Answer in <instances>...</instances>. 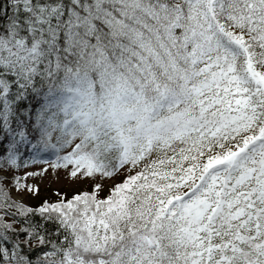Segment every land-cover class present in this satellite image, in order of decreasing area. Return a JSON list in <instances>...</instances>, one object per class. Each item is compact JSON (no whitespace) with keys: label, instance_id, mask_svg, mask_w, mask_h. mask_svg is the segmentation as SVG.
I'll use <instances>...</instances> for the list:
<instances>
[{"label":"snow or ice","instance_id":"snow-or-ice-1","mask_svg":"<svg viewBox=\"0 0 264 264\" xmlns=\"http://www.w3.org/2000/svg\"><path fill=\"white\" fill-rule=\"evenodd\" d=\"M0 264H264V0H0Z\"/></svg>","mask_w":264,"mask_h":264},{"label":"rangeland","instance_id":"rangeland-1","mask_svg":"<svg viewBox=\"0 0 264 264\" xmlns=\"http://www.w3.org/2000/svg\"><path fill=\"white\" fill-rule=\"evenodd\" d=\"M47 165H32L28 169H21L19 175L24 176L26 172H39L42 168H47ZM30 185H34L39 188V195H33L32 193H25L24 199L32 204L38 203L40 200L50 199L55 200L54 193L60 191L61 193L68 194L71 197L72 192L79 185L73 184L66 178L64 171L58 170L56 173L51 168H48L46 174L36 177H28L25 181ZM15 194V193H14Z\"/></svg>","mask_w":264,"mask_h":264},{"label":"trees","instance_id":"trees-1","mask_svg":"<svg viewBox=\"0 0 264 264\" xmlns=\"http://www.w3.org/2000/svg\"><path fill=\"white\" fill-rule=\"evenodd\" d=\"M40 165H42V164H40ZM40 165H38V166H40ZM70 198V197H69Z\"/></svg>","mask_w":264,"mask_h":264}]
</instances>
